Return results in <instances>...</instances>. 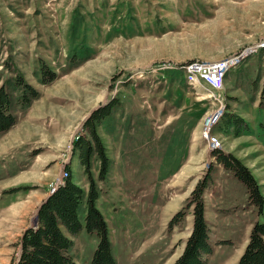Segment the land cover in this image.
Here are the masks:
<instances>
[{"label":"rangeland","instance_id":"rangeland-1","mask_svg":"<svg viewBox=\"0 0 264 264\" xmlns=\"http://www.w3.org/2000/svg\"><path fill=\"white\" fill-rule=\"evenodd\" d=\"M263 39L264 0H0V87L17 116L0 136V264L17 263L23 232L67 166L89 188L73 143L88 137L93 111L111 102L99 128L109 173L99 179L98 160L92 171L118 264H174L193 227L191 193L212 166L207 264H237L264 210L213 151L240 158L264 194ZM230 58L217 94L182 69L156 72ZM19 76L40 93L27 108L18 103ZM221 102L224 114L208 127L205 118ZM181 209L185 219L170 228ZM85 216L83 204L82 227L71 236L78 264H90L98 244Z\"/></svg>","mask_w":264,"mask_h":264},{"label":"trees","instance_id":"trees-1","mask_svg":"<svg viewBox=\"0 0 264 264\" xmlns=\"http://www.w3.org/2000/svg\"><path fill=\"white\" fill-rule=\"evenodd\" d=\"M49 71L43 69L46 78ZM56 79V74L45 83ZM15 84L22 88L18 103L29 107L33 100L39 98V91L25 83L19 76ZM25 87V89H24ZM264 95V89L262 91ZM114 102L93 111L86 120L84 128L88 137L80 136L73 143L74 154L78 153L81 165L89 178V188L74 180L70 166L66 167L64 183L47 197L38 208V224L29 226L20 239V255L16 264H78L71 254L74 245L72 235L77 234L81 227V209L86 205V227L89 232H96L98 244L90 264H118L113 253L109 225L103 212L97 206L100 187L93 175V164L99 161V179L105 180L110 169L111 158L99 128L103 121L111 116ZM229 115V114H227ZM239 123L244 120L237 116ZM17 124L14 113L13 98L7 89L0 87V136L9 132ZM240 136V133H236ZM214 156L225 169L231 171L247 186L249 202L264 210V194L252 170L238 157L225 153L220 149L213 151ZM213 166L208 169L191 193L189 207H192L193 227L186 240L183 252L174 264H207V256L213 251L210 243V231L206 217V202L204 194L211 185ZM186 211L181 209L171 218L169 227L182 223ZM237 264H264V222L256 221L249 236L248 244Z\"/></svg>","mask_w":264,"mask_h":264},{"label":"built area","instance_id":"built-area-1","mask_svg":"<svg viewBox=\"0 0 264 264\" xmlns=\"http://www.w3.org/2000/svg\"><path fill=\"white\" fill-rule=\"evenodd\" d=\"M264 41V39L261 41V43ZM253 51V48H249L246 52ZM258 53V52H257ZM231 60L226 59L224 61H190L182 66L177 65H161L159 68H157L156 72H161L164 70L169 69H182L185 73V76L187 75V67H199V75L195 76H188L191 79L194 80H207L210 82H213L217 87H221V77H222V70L225 68V65ZM223 90V89H222ZM224 91V90H223ZM214 106H218L219 108L214 111L211 114H208L205 118V121H208V127L214 126L215 123V117L219 114H224V102H221V104H213ZM208 136V135H207Z\"/></svg>","mask_w":264,"mask_h":264},{"label":"bare ground","instance_id":"bare-ground-1","mask_svg":"<svg viewBox=\"0 0 264 264\" xmlns=\"http://www.w3.org/2000/svg\"><path fill=\"white\" fill-rule=\"evenodd\" d=\"M264 50V49H263ZM236 58V57H235ZM232 59V58H231ZM233 61L230 60L226 65H225V68L222 70V77H221V87H217L213 82H210V81H207V80H202L203 83L205 84V86L209 87L210 89L214 90L217 94L218 92H220L222 90V88H224V78H225V75H226V69L228 68V66L231 64V62ZM193 68V67H192ZM191 68V69H192ZM190 70V69H189ZM230 72V71H229ZM228 72V73H229ZM227 73V74H228ZM194 74L196 75H199V67L197 69H195L194 71ZM190 75V74H189ZM188 75V76H189ZM193 80V79H192ZM191 81V80H190ZM196 85V84H195ZM208 135V134H207ZM208 137V136H207ZM65 177V176H64Z\"/></svg>","mask_w":264,"mask_h":264},{"label":"water","instance_id":"water-1","mask_svg":"<svg viewBox=\"0 0 264 264\" xmlns=\"http://www.w3.org/2000/svg\"><path fill=\"white\" fill-rule=\"evenodd\" d=\"M91 116V115H90ZM89 116V117H90ZM64 180V179H63ZM63 180H61L60 183H58L56 186L53 187L51 193L49 195H51L58 187L61 183H63ZM38 224V210H37V214H36V219H35V224L33 226H36ZM19 260V258L17 259V261Z\"/></svg>","mask_w":264,"mask_h":264},{"label":"crops","instance_id":"crops-1","mask_svg":"<svg viewBox=\"0 0 264 264\" xmlns=\"http://www.w3.org/2000/svg\"><path fill=\"white\" fill-rule=\"evenodd\" d=\"M209 60V59H208ZM211 60H213V59H211ZM215 60V59H214ZM217 60V59H216ZM231 72V71H230ZM230 72L228 73V75H227V78H226V84L228 83V86H229V84H230V81H231V83L234 81V78L230 75ZM230 79H232V80H230ZM207 211V210H206ZM206 217H207V213H206ZM209 223V222H208ZM209 226H210V224H209ZM210 228H211V226H210Z\"/></svg>","mask_w":264,"mask_h":264}]
</instances>
